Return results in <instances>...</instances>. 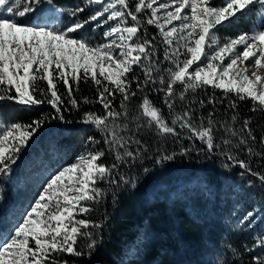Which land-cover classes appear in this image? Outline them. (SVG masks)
I'll use <instances>...</instances> for the list:
<instances>
[{
    "label": "trees",
    "instance_id": "trees-1",
    "mask_svg": "<svg viewBox=\"0 0 264 264\" xmlns=\"http://www.w3.org/2000/svg\"><path fill=\"white\" fill-rule=\"evenodd\" d=\"M64 1L56 0L57 7L65 10L73 5L72 0ZM252 18L239 24L245 22L247 28ZM20 20L25 22V18ZM140 28L137 34L140 42L151 41L149 51L152 52L149 58L142 57V61L153 66L152 76L157 82L142 85L143 91H138L136 85L145 77L142 68L133 65L128 77L138 78L131 82L137 94L126 102L127 117L116 121L120 125L119 135L129 141L128 150L138 155L136 160L125 157L123 163L117 161L113 153L109 154L111 147L104 142V135L94 125L83 123L87 112L105 114L103 106L95 103L99 98L98 86L90 74L87 81H79L78 88L69 77L72 97L68 96L63 82L54 79L64 101L61 106L64 120L55 118L57 113L47 102L21 105L11 99L0 101V116L11 124L28 125L48 117L29 146L19 154L11 171L0 174V229L7 233L20 222L38 196L45 175H51L81 154L99 151L104 156L98 163L111 168L112 173L96 185L102 190V197L97 202L84 203L93 210L77 218L99 225L82 230L90 233L91 239L97 238L98 244L92 250L88 246L76 248L83 253L80 256L62 253L58 260L68 264H253L252 260L264 253V247L257 244L264 235V184L228 160L225 152L245 161L252 172L264 175V144L261 143L264 111H252V101L239 100L235 93L225 94L211 85L185 91L179 82L173 85L174 96L169 101L173 107L169 110L164 103L166 91L158 90L166 88L159 79H168L165 72L158 73L165 61V54L156 42L161 36L152 25H140ZM230 36H237V31ZM97 78L108 83L99 76V71ZM35 84L37 89L47 92L46 80H37ZM47 94L50 96V92ZM145 96L179 135L160 133L154 123L141 117ZM36 98L44 99L39 91ZM72 98L78 102L76 107L69 103ZM84 98L94 103L85 104ZM121 98L119 93L111 98L118 112L122 111ZM231 103L236 107L232 108ZM185 112L191 113L196 126L202 123L207 127L211 118L214 143L220 147L208 152L205 143L192 136L188 129L180 128L179 121L172 124L177 115ZM233 115L237 117L235 121ZM245 120L249 122L248 128L244 127ZM223 125L236 135H231ZM225 139L231 140V144L224 145ZM241 139L247 143L241 144ZM164 156L172 158L162 160ZM248 213L253 215L249 217ZM142 234L146 242L134 259H127L126 250Z\"/></svg>",
    "mask_w": 264,
    "mask_h": 264
},
{
    "label": "snow or ice",
    "instance_id": "snow-or-ice-1",
    "mask_svg": "<svg viewBox=\"0 0 264 264\" xmlns=\"http://www.w3.org/2000/svg\"><path fill=\"white\" fill-rule=\"evenodd\" d=\"M83 4L87 7H101L87 19H73L66 23L56 0H23V3L22 0H0V101L11 99L21 105H40L47 102L55 109V118L64 120L61 112L64 101L58 94L54 79L62 81L68 96L72 97L73 86L69 83V77L78 88L79 81H87L90 74L91 80L98 86L99 98L95 103L103 106L105 114L87 112L83 116V123L94 125L111 148L124 149L123 154L116 151L117 161L123 163L125 157L136 160L138 155L128 150L129 141L119 135L117 129L120 125L116 121L127 117L126 102L137 94L132 90L131 82L138 78L128 77L133 71V65L140 66L145 77L142 82L137 83L138 91H143V86L157 82L152 76L153 66L143 64L142 61V57L149 58L152 55L149 51L151 41L143 39L140 42L141 37L137 35L141 30V21L137 14L151 10L146 23L160 28L165 43L171 45L170 38L178 31L186 33L179 36L180 40L185 41L183 47L186 51L181 52L177 47L171 55L166 53L165 60L174 64L175 69L167 70V80L163 77L159 79L162 86L166 85V88L161 87L158 90L166 91L164 103L169 110L173 107L169 102L174 96L173 85L179 82L185 91L211 85L222 89L225 94L235 93L239 100L252 101V111H264V76L258 74L259 70H264V0H222L220 6H216L214 0H169L167 3H160L159 0H135L134 11L130 10V0H83ZM170 6H174V10L169 11ZM161 9L166 13L164 23L172 25L173 21H179V30L172 26L165 31L164 26L158 22ZM84 10V7L78 6L69 15L76 18ZM255 12H259L261 17L260 30L242 32L221 42L217 35V26L223 27L227 24L231 27L241 20L249 19ZM49 15L52 19L47 18ZM127 17L131 18L133 26H127ZM19 18H25V22L21 23ZM110 21H117V24L110 26L103 35L111 38L118 34V39H111L110 43L102 45L94 44L89 25L95 24L102 28ZM115 49L119 51L116 52ZM226 59L227 64L224 63ZM216 61L219 63H215ZM249 61L251 68L245 63ZM97 69L99 76L107 84L97 78ZM37 80L47 81V92H50V96L44 89H37ZM13 90L15 95H11ZM37 91L44 99L36 98ZM115 93L122 97V111L119 112L112 105L111 98ZM83 102L94 103L87 98ZM69 103L76 107L78 102L72 98ZM230 106L236 107L235 103ZM141 108L160 133L179 135L174 127L165 122L160 110L152 105L147 96L143 98ZM47 119L45 116L28 125L12 124L0 130V174L11 171V166L17 163L19 154L29 146V141ZM192 119L191 113L185 112L177 115L172 124L176 125L179 121L180 128L188 129L192 136L205 143L208 152L220 147L214 143V121L209 118L208 126L204 127L202 123L199 126L194 125ZM236 119L233 115L232 120ZM223 126L231 135H236L231 128ZM244 127H249L247 120L244 121ZM248 135L251 136L250 130ZM92 142L99 143L94 140ZM133 142L140 144L139 140ZM240 143L246 144L247 141L241 139ZM261 143L264 144V137L261 138ZM223 144L229 145L231 140L225 139ZM248 151L251 153L252 149L249 148ZM225 155L244 172L257 176L261 184H264V175L252 172L245 161L236 160L230 153L225 152ZM103 156L104 153L99 151L81 154L76 162L49 177L46 186L42 188L30 210L25 212L22 221L7 233L0 229V264H67L57 257L62 253L75 256L83 254L75 247L78 237L86 236L91 239V234L81 230L89 228L90 225H99L77 219L76 215L87 214L93 210L81 202H97V198L103 195L96 185L109 178L112 173L111 168L98 163ZM171 158L161 157L162 160ZM112 167L115 168L116 165ZM124 183L128 181L124 180ZM132 187H135L134 182ZM252 215L253 213H248L249 217ZM257 244L264 247V235L257 240ZM94 247L95 241H91L88 244L89 250ZM255 264H264V258H255Z\"/></svg>",
    "mask_w": 264,
    "mask_h": 264
},
{
    "label": "rangeland",
    "instance_id": "rangeland-1",
    "mask_svg": "<svg viewBox=\"0 0 264 264\" xmlns=\"http://www.w3.org/2000/svg\"><path fill=\"white\" fill-rule=\"evenodd\" d=\"M60 1L63 2V3H66V1H64V0H60ZM71 2L73 3V5L72 6H69L70 8H67L65 10L61 9L62 10V18H63V20L66 23L71 22L73 19H87L90 15L94 14L101 7L99 5H93L91 7H87V6H85L83 4V0H72ZM159 2L160 3H167V2H169V0H159ZM214 2L216 4V6H220L221 3H222V0H214ZM22 3H23V0H22ZM78 6L84 7L85 10L82 13H78V15H77L76 18L71 17L69 15V13H71L72 11H74L75 9H77ZM134 6H135V0H130V10H133L134 11ZM156 6L157 5H154V7H156ZM117 7H119V6H117ZM168 10L169 11L174 10V6H170V8ZM150 11L151 10H146L145 12H143L141 14H137L139 16L138 19L141 21V25L144 26L145 24H147L146 23V20H147L146 17H147V15H148V17L150 16ZM185 11L187 12V9ZM165 15H166V13H165V10H163V9H161L159 11V13H158V16L160 17V19H159L158 22H159V24H161V25L164 26L165 31L170 30V28L172 26H176L178 28V30H179V21H173L172 25H167V24L164 23ZM250 17H253L252 18V24L249 25L247 28H245L246 27L245 26L246 25L245 22H242V24H239V23L238 24H235V25H233L231 27H229L227 24H225L223 27L217 26V28H218L217 35L220 37L221 42H223L225 38L232 37V36H230V34L233 33L234 31H237V36H238L242 32H251V31L260 30L259 29V24H260V21H261V17H260L259 12L253 13ZM47 18L48 19H52V16L49 15ZM19 19H24V18H19ZM126 20H127V26H133V22L131 21V18L130 17H127ZM115 24H117V21H110L109 24L104 25L102 28L101 27H96L95 24L89 25V32H90V35L92 37L93 43L94 44H100V45H102V44H105V43H110L111 42V39H118V34L115 35V36H113V37H111V38L105 37L103 35L104 32H107L109 30L110 26H113ZM238 25H240V26H238ZM123 26L124 25H121V27H123ZM152 27H154L158 31L159 35L161 36L160 37V40H157L156 42L159 43L158 44L159 45V48H162V51H163V53L165 55H166V53L168 55H171L172 51L175 48H177V47H179V50L181 52L186 51L184 49V47H183L185 41L179 39V36L180 35H184L186 33H180L178 31V33L173 34V37L170 38L172 40V44L169 45V44L165 43V39H164L163 33L160 31V28H158L156 25H152ZM133 39H135V38H133ZM115 51L118 52L119 50L118 49H115ZM181 59H183V57H181ZM215 63H219V62L216 61ZM224 63L227 64L228 63V60L226 59L224 61ZM245 63H247V65H248L249 68L252 67L251 61L245 62ZM162 64H163L162 65V68L158 72V73H160V75H162L164 72L168 75V71L167 70L169 68L175 69V65L172 64L169 60H165ZM201 66H203V64ZM243 66L244 65H241V67H243ZM97 71H98V69H97ZM189 71H191V69ZM258 74L264 76V70H259L258 71ZM250 78L254 79V77H250ZM11 95H15L14 90L12 91ZM141 117L143 119L151 122L150 117H146L143 114L142 108H141ZM10 125H12V124L9 123L5 118H3L2 116H0V130L4 129V128L10 126ZM117 150L121 154H123V152H124V149L123 148H119V149H113V148H111V150L109 151V154H112L113 153L116 156V151ZM76 160H77V158L73 162H71L69 164H64L63 166L58 167L52 174L56 173L58 170H60V169H62L64 167L70 166L72 163L76 162ZM51 175H45V178H44V180L42 182V186H41L40 192L42 191V188L44 186H46V181L49 179V177ZM40 192H39V194H40ZM36 199H38V196L36 197ZM85 202L86 201H83L81 203L84 204ZM33 203L29 206L28 210H30V207L33 205ZM83 215L84 214H77L76 215V218H78V216H83ZM21 221H22V219L20 220V222ZM88 239L89 238H87L86 236L85 237L84 236L78 237V242H77V245L75 247L76 248H83V247L85 248L86 246H88V244H87L88 241H90V242L91 241H95V246L98 244V241L99 240L97 238H95L94 240L93 239H89L88 240ZM145 242H146L145 236L143 234L140 235L139 238L136 240V242L133 243L132 245H130L128 247V249L126 250L125 255H126L127 259H129V260L130 259H134L137 256V254H138V252L140 250L139 247L142 246ZM260 257L261 258H264V253ZM57 259H58V257H57ZM252 261H253L252 263L255 264V259H253Z\"/></svg>",
    "mask_w": 264,
    "mask_h": 264
}]
</instances>
